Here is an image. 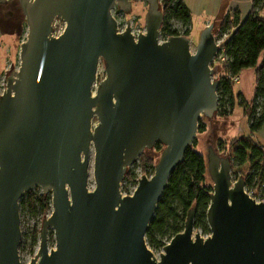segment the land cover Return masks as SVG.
I'll return each mask as SVG.
<instances>
[{
  "label": "water",
  "instance_id": "1",
  "mask_svg": "<svg viewBox=\"0 0 264 264\" xmlns=\"http://www.w3.org/2000/svg\"><path fill=\"white\" fill-rule=\"evenodd\" d=\"M145 1V30L134 35L129 19L118 31L111 12L130 10V0H19L27 35L20 65L0 94V264H22L19 200L35 185L51 193V211L26 264H264V200L247 195L241 176L232 181L230 157L212 146L210 234L194 231L191 207L159 259L147 245L145 231L170 172L193 143L198 119L217 111L210 63L218 44L212 23L193 51L185 34L161 40L159 0ZM55 17L65 21L57 36ZM100 59L105 75L93 92ZM156 141L164 146L153 173L143 172L123 194L127 167Z\"/></svg>",
  "mask_w": 264,
  "mask_h": 264
},
{
  "label": "trees",
  "instance_id": "2",
  "mask_svg": "<svg viewBox=\"0 0 264 264\" xmlns=\"http://www.w3.org/2000/svg\"><path fill=\"white\" fill-rule=\"evenodd\" d=\"M262 2L263 0H253L252 9L242 19L237 10L232 13L227 11L219 23L218 30L214 33L217 36L231 31L223 42L227 60L215 66L218 73L217 92L219 95L216 114L228 117L233 113L235 104L238 103L243 107L249 124L248 134L233 136L227 143V148L230 150L229 157L236 159L238 164L248 161L250 163L248 175L257 174L259 177H264V145L256 141L253 135L261 129L264 123V53L262 54L264 16L260 12ZM159 3L163 14L161 35L167 37L171 34H179L167 23L170 18H177L185 24L191 22V13L184 0H159ZM261 54L262 57L259 60ZM249 67H254L256 74L254 96L251 101H247L241 93L234 92L233 82V76L239 75L242 69ZM258 96H261L263 101L260 112L256 111L255 101ZM224 101L228 103V108L224 107ZM205 129L206 121L202 116L198 119L197 130L203 132ZM156 144L159 146L161 142L156 141ZM195 144L196 139L194 138L193 143L186 146L182 160L170 172L168 183L154 211L155 215L150 219L145 231L151 244L164 245L161 239H156L155 231L163 232L164 227H167L174 235L182 230L187 211L191 207L195 209L194 226L201 227L204 232H210L206 210L212 185L206 181V157L195 148ZM225 147V141L220 139L218 148L224 149ZM139 158L142 160L144 171L148 165L153 166L152 161L144 155H139ZM134 176L132 171L124 175L128 179ZM24 194L32 211L45 214L51 210L50 193H36L29 189ZM177 222H181V225ZM38 232L33 233V241L36 240Z\"/></svg>",
  "mask_w": 264,
  "mask_h": 264
},
{
  "label": "rangeland",
  "instance_id": "3",
  "mask_svg": "<svg viewBox=\"0 0 264 264\" xmlns=\"http://www.w3.org/2000/svg\"><path fill=\"white\" fill-rule=\"evenodd\" d=\"M130 10L125 11L120 9L116 6L112 7V14L119 20L120 25L125 27L127 25V20L129 19V24L131 26V31L136 35L139 31L145 30V14L148 9V2L145 0H130ZM12 10L13 14H9V9ZM59 18L57 17V20ZM10 21H16V25L13 27L10 24ZM167 23L170 25L171 28L176 29L178 33L185 34L187 31V35L190 38V48L193 51L195 46L199 41V37L203 27L198 23L197 16L194 14V19L192 22L185 24L181 20L177 18H170ZM192 24V27H191ZM27 23L25 20V15L22 12V9L19 4V0H16L15 7L13 8L12 5H7L2 8V12L0 13V94L6 88L7 77L9 75H14L13 70H17L20 65V45L21 42L26 39L27 35ZM218 30L216 26H214V33ZM221 36L217 35L216 38ZM166 36L160 35V39L163 40ZM105 75V64L103 59L99 60L98 68H97V76L96 80L92 86L93 92H95L96 87L99 84V81ZM214 78L218 79L217 69L214 68ZM219 98V95H218ZM256 111L260 112L262 109V97L258 96L256 98ZM224 107L228 108V103L224 101ZM243 109V108H242ZM234 110V108H233ZM206 121V129L203 132L196 133L195 139L196 144L195 148L201 151L205 157L208 151V147H214L221 155H228L230 153L229 148H227V143L232 138V135H236L238 132V124L239 118L234 117V114H231L229 118L221 117L218 114H214L213 117L207 118L203 116ZM234 117V118H233ZM231 118V119H230ZM232 118L234 120H232ZM97 122L96 117L92 119V125ZM248 124V120L246 122ZM231 126V127H230ZM234 126V128H233ZM249 128V124H248ZM249 133V130L248 132ZM253 138L258 141L259 143L263 144L262 137L260 136H253ZM220 139L224 140L226 143V147L224 149H219V141ZM163 144L157 145L156 143L151 147H145L141 152L140 156L144 155L150 161H152L153 166L148 165L146 167V171L142 169V160L138 158L127 167L126 173L129 171L134 172L135 176L132 179H128L123 177L120 183V190L123 194H130L134 190L138 177L144 172L147 176H150L154 170V164L158 160L161 150L163 148ZM93 158H94V151L90 156V164L93 167ZM231 160V175L232 177H242L245 179L248 177L250 173V163L246 161L243 164H238L236 159L230 158ZM206 181L209 184H213V181L207 171ZM95 182L93 183L92 187H94ZM89 187V188H92ZM32 191L36 193H41L42 189L40 186L35 185L30 188ZM43 193V192H42ZM50 193V192H48ZM51 194V193H50ZM51 211V210H50ZM48 211L45 214H42L39 211H32L29 207L28 201L26 199V195L24 194L19 202V217H20V230L21 236L18 244V252L19 258L22 264H26L31 257H33L38 248V240H39V232L36 240L33 241V233L35 231H39L41 228L42 217L45 215L47 217L50 213ZM155 212L152 217H154ZM178 225H181V222H177ZM198 230L203 236L209 235L210 232H204L201 227H195L194 231ZM156 239H161V241L168 242L170 238L173 236V233L170 231L169 228L164 227L163 232L155 231ZM146 242L148 247L152 250L153 254L157 259H159V254L163 251V245H154L148 241L147 236L145 235ZM48 246L54 247L55 246V236L54 230L50 226L48 228Z\"/></svg>",
  "mask_w": 264,
  "mask_h": 264
},
{
  "label": "crops",
  "instance_id": "4",
  "mask_svg": "<svg viewBox=\"0 0 264 264\" xmlns=\"http://www.w3.org/2000/svg\"><path fill=\"white\" fill-rule=\"evenodd\" d=\"M184 2L186 3L187 7L190 10L191 22L192 19H194V14H195L197 16L198 23L203 28L209 23H212L213 27L216 26L218 28L222 17L227 11L232 13L233 11L237 10L240 19H242L250 12L253 5V0H184ZM260 12L264 16V0L262 2ZM230 32L231 31L224 32L225 35L224 40L228 38ZM263 53L264 50L262 54ZM262 54L260 55L259 60L261 59ZM238 76H239L238 81L234 83V92L241 93L247 101H251L254 96V90L256 85L255 68L254 67L244 68L242 69V71L239 73ZM242 108L243 107L238 103H236L234 106V110L232 114H234L235 119L236 117L239 118V124L238 127H236L238 128L237 134L232 135V137L238 136L240 134H248L247 132L249 128H248V124L246 123L247 117L245 116L244 110ZM233 118L232 120H234ZM253 136L262 137V142L264 144V123L261 129L256 133H254Z\"/></svg>",
  "mask_w": 264,
  "mask_h": 264
},
{
  "label": "built area",
  "instance_id": "5",
  "mask_svg": "<svg viewBox=\"0 0 264 264\" xmlns=\"http://www.w3.org/2000/svg\"><path fill=\"white\" fill-rule=\"evenodd\" d=\"M112 12V10H111ZM115 17V16H114ZM59 19L57 20V17L54 18L52 22V32L51 34L53 36L59 35L64 27H65V21L58 17ZM116 18V17H115ZM117 21V30L118 31H123L125 27H122L120 25L119 20L116 18ZM134 34V33H133ZM224 33L221 34L219 38H216V42L218 44V49L216 51V54L212 58V61L210 63V66L215 68V66L219 63L226 62L227 60V55L225 53V47L223 45L224 42ZM239 79L238 75L233 76V82L236 83ZM261 144V143H260ZM264 145V144H262ZM237 177H232V181L236 180ZM244 191L247 193L249 197H251L255 202H260L264 200V177H259L257 174L248 175L244 179V185H243Z\"/></svg>",
  "mask_w": 264,
  "mask_h": 264
},
{
  "label": "bare ground",
  "instance_id": "6",
  "mask_svg": "<svg viewBox=\"0 0 264 264\" xmlns=\"http://www.w3.org/2000/svg\"><path fill=\"white\" fill-rule=\"evenodd\" d=\"M93 153V149L90 148L89 156H88V173H87V185L88 187H92L94 183V175H93V167L90 164V156Z\"/></svg>",
  "mask_w": 264,
  "mask_h": 264
},
{
  "label": "flooded vegetation",
  "instance_id": "7",
  "mask_svg": "<svg viewBox=\"0 0 264 264\" xmlns=\"http://www.w3.org/2000/svg\"><path fill=\"white\" fill-rule=\"evenodd\" d=\"M15 4H16V0H5L4 2H0V13L2 12V8H4L5 6L7 5H12V7L14 8L15 7ZM20 4V3H19ZM118 7V6H116ZM9 10V14H13L12 13V10H10V8L8 9ZM16 21H10V24L14 27L16 25Z\"/></svg>",
  "mask_w": 264,
  "mask_h": 264
}]
</instances>
